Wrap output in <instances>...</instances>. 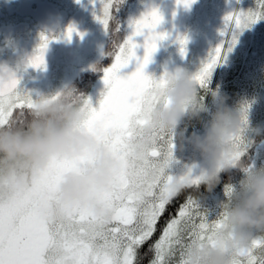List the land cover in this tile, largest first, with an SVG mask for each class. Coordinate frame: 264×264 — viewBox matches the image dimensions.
Wrapping results in <instances>:
<instances>
[{
	"label": "snow or ice",
	"instance_id": "obj_1",
	"mask_svg": "<svg viewBox=\"0 0 264 264\" xmlns=\"http://www.w3.org/2000/svg\"><path fill=\"white\" fill-rule=\"evenodd\" d=\"M195 0H176L177 5L189 8ZM239 2V0H237ZM122 0H100L102 15L96 19L109 29L111 10ZM264 19V0H256L254 8L238 10L224 18L221 36L226 38L209 53L208 60L193 79L200 89L207 87L212 70L222 63L236 43L235 30L250 27ZM163 17L152 8L130 23L132 33L118 45L113 53L114 62L104 69L106 92L99 107L83 99L86 119L83 127L91 131L96 124L111 129L112 135L103 143L120 161L111 189L101 194V201L111 207L113 216L108 224L92 216L87 210L75 209L60 220L48 221L34 210V196L40 191L54 192L65 172H82L93 163L86 157L76 160L53 159L48 170L30 190H13L0 185V264H139V250L157 233L161 219L186 190L199 186L198 176L184 166L174 172L179 161L174 156V144L167 134H158L152 148L142 157H135L130 150V140L147 122L153 106L164 103L159 94L166 86L168 73L159 80L147 75L145 67L157 50L158 42L167 33L157 32ZM119 28L117 27L116 31ZM77 32L69 26L65 38L72 39ZM144 37V56L136 54L139 45L134 37ZM55 36L41 33L40 43L28 57L23 69L12 70L0 66V73L8 72V79L0 77V129L9 127L17 116L27 114L36 100L19 87L17 73L27 67L43 69L45 52ZM180 51L185 52L186 37H178ZM133 60L137 66L128 75L121 69ZM57 93L52 99H56ZM246 121V116H244ZM185 174L189 184H184ZM228 196V190L226 189ZM222 225V215L210 220L191 195L177 204L160 229L158 238L151 243L153 253L150 264H187L186 251L193 240L213 241L215 231ZM178 255V259L177 258ZM231 264H264V235L252 238L247 248L232 254Z\"/></svg>",
	"mask_w": 264,
	"mask_h": 264
},
{
	"label": "clouds",
	"instance_id": "obj_2",
	"mask_svg": "<svg viewBox=\"0 0 264 264\" xmlns=\"http://www.w3.org/2000/svg\"><path fill=\"white\" fill-rule=\"evenodd\" d=\"M8 76V72L0 73L5 80ZM193 76L188 71L168 74L159 93L165 102L153 106L147 122L130 140V150L133 156L142 157L161 133L171 138L174 150L183 151L190 144L206 165L198 178L208 192L221 183V173L233 168L245 173L238 188L227 187L228 198L221 203L222 225L213 241L193 240L186 251L187 264H231L232 254L248 247L254 231L264 232V167L251 168L244 162L242 139L248 133L260 136L264 132L250 128L244 110L234 111L225 103L226 97L215 91L211 92L215 108L211 111ZM59 94L56 99H52L56 95L37 99L27 114L0 129V185L30 190L53 159L86 157L93 163L82 172H65L54 192L40 191L34 196V210L53 221L83 209L108 224L113 211L100 197L111 189L120 167L119 159L102 142L112 130L99 123L91 131L83 127V96L71 89ZM203 114L210 115L204 134L186 136L187 125L181 124L202 120ZM184 184H189L186 174Z\"/></svg>",
	"mask_w": 264,
	"mask_h": 264
},
{
	"label": "flooded vegetation",
	"instance_id": "obj_3",
	"mask_svg": "<svg viewBox=\"0 0 264 264\" xmlns=\"http://www.w3.org/2000/svg\"><path fill=\"white\" fill-rule=\"evenodd\" d=\"M235 2L236 0H195L189 8H185L178 6L176 0H122V3L111 10L112 19L106 31L104 25L96 19L102 15L100 0H0V66L6 64L14 71L18 67L23 69L28 57L38 47L41 33L55 36L57 39L50 40L45 52L43 69L27 67L17 73L19 87L34 100L71 89L98 108L102 94L106 92L103 70L112 65L113 53L118 45L132 33V21L152 8L158 9L163 17L156 31L167 33V38L158 42L157 50L145 67L147 75L159 80L166 72L196 73L200 70L207 62L209 53L223 40L231 38L230 34L225 37L220 33L225 26L224 18ZM69 26H73L82 36L74 32L71 40L65 38L64 34ZM178 37L187 38L183 54ZM134 40L139 45L136 54L142 59L144 37L137 36ZM240 46L245 47L246 44ZM256 49L255 53L263 59L264 45L257 46ZM21 60L23 63H18ZM136 66L137 63L133 60L121 69L120 74H131ZM216 67L217 65L212 74L217 70ZM203 93L201 89L202 96ZM189 146L190 144H186L183 151L174 150V156L180 162L174 166V172H179L180 166L191 156L188 154ZM250 146L252 147V141L246 147V151L250 150L252 155L249 166L258 169L259 163L264 165V159L259 158L258 145L253 148ZM236 173L238 170L233 169L231 175ZM225 188L219 190L221 195ZM194 193L191 189L186 190L183 197L169 207L167 214H173L177 204L188 195L194 196ZM260 235H264V232L255 231V236ZM155 238L156 234L146 245L153 243ZM141 255H144V246L139 250V258H144Z\"/></svg>",
	"mask_w": 264,
	"mask_h": 264
},
{
	"label": "rangeland",
	"instance_id": "obj_4",
	"mask_svg": "<svg viewBox=\"0 0 264 264\" xmlns=\"http://www.w3.org/2000/svg\"><path fill=\"white\" fill-rule=\"evenodd\" d=\"M255 4L256 0H239V2L236 0L230 13L238 10L247 11L254 8ZM235 35L236 43L232 50L227 53L228 60L223 61L221 65L217 64V70L210 76L207 87L202 89L204 92L202 98L210 110L214 111L211 92L215 91L225 96V103L228 107L234 111L244 110L250 128L260 129L264 124V58H259L255 52L257 46L264 45V19L258 20L248 29H236ZM242 44H246V46H240ZM249 46L250 50H248ZM208 120H210V115L207 114L202 115V120H185L182 126L187 125L185 135L191 136L193 132L203 135ZM253 136L252 133H248L242 138L245 147H248L253 141ZM257 145L260 149L259 158L264 159V141L259 142ZM188 154L191 156L183 162L184 165L180 168L182 170L184 166L190 167L193 170V175L199 176L201 169L206 165L199 152L195 151L191 145ZM174 155H176V152H174ZM260 167H264V165L259 163ZM238 187L239 183L233 185V188ZM222 197L220 203H215L211 198L202 202L211 206L205 209L210 220H215L221 214V203L228 198L226 190L222 193ZM202 203L200 204L202 205ZM253 236H255V231ZM176 259H178V255ZM173 264H175V260Z\"/></svg>",
	"mask_w": 264,
	"mask_h": 264
},
{
	"label": "trees",
	"instance_id": "obj_5",
	"mask_svg": "<svg viewBox=\"0 0 264 264\" xmlns=\"http://www.w3.org/2000/svg\"><path fill=\"white\" fill-rule=\"evenodd\" d=\"M260 129L262 130V132H264V124ZM263 140H264V134H262L260 136H253L252 147L251 146L250 147L253 148L254 146H256L259 142H262ZM251 159H252L251 151L247 150L245 155H244V162L247 165H250ZM233 169H237L238 173H236L235 175H231V172ZM233 169H231L229 172L221 173V183L219 185H217L213 189L212 192H208L204 185H199L198 191L191 189L195 192L193 197L196 199L199 197L198 201L206 199V198H213L217 201L220 200L222 196H221L219 190L223 187L230 186L232 183L237 181L242 175L245 174L239 168H233ZM182 197L183 196H181V198ZM170 215H172V214L166 213L165 216L161 219V221L158 225L156 238H158V236L160 234V229L164 226V223L166 222V220L169 218ZM151 243L149 245H146V244L144 245V255H141V256H144V258H139V264H150V261L153 258V253L149 251V247H150Z\"/></svg>",
	"mask_w": 264,
	"mask_h": 264
}]
</instances>
